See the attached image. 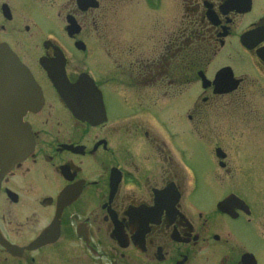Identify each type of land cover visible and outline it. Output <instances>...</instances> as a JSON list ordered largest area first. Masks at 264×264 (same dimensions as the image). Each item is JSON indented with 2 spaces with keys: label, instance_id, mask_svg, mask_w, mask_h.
Wrapping results in <instances>:
<instances>
[{
  "label": "flooded vegetation",
  "instance_id": "af4514ba",
  "mask_svg": "<svg viewBox=\"0 0 264 264\" xmlns=\"http://www.w3.org/2000/svg\"><path fill=\"white\" fill-rule=\"evenodd\" d=\"M104 1L84 12L70 0L68 15L81 36L100 35L103 17L138 6L130 15L143 12L145 25L127 44L118 34L54 41L32 19L51 15V0H0V54L27 69L41 105L19 119L24 74L0 73L7 139L18 145L26 123L34 143L27 159L0 162V264H264L263 180L233 169L232 124L217 126L220 98L239 97L243 85L264 91V14L256 11L264 0H181L170 32L161 20L168 0ZM57 50L71 85L84 78L97 88L75 96L73 109L45 68ZM234 54L260 78L237 77ZM221 72L228 87L239 81L236 90L216 92ZM117 104L126 113L114 118ZM251 108L247 161L264 157V111ZM195 145L207 151L201 164Z\"/></svg>",
  "mask_w": 264,
  "mask_h": 264
},
{
  "label": "rangeland",
  "instance_id": "374dc122",
  "mask_svg": "<svg viewBox=\"0 0 264 264\" xmlns=\"http://www.w3.org/2000/svg\"><path fill=\"white\" fill-rule=\"evenodd\" d=\"M69 3L70 0H51V15L47 14L45 16H34L32 19L34 23L38 25L45 34H47V32L51 29V36L56 41L63 42V37L65 34L63 28L66 26V16L69 13ZM183 3L184 2H181V0H168V11L163 14L164 19L153 16L152 23L161 19L163 20V23H166L167 31H173L177 23L181 19L182 11L184 10ZM107 4H109L107 0L104 1V5L106 6ZM262 4L264 3H260L256 8L258 14H264V5ZM133 9H138V6L135 8L127 7L125 9V14L121 15L120 17H103L101 19L100 25V28L102 27V34L100 33V35H97L92 28H89V31L84 33L82 36L80 34L79 38H81L83 41L85 40L91 43L97 42L99 40L112 42L113 40H115V35L118 34L120 36V40L127 44L130 39L132 40V35H138L139 28H144V22L146 21V17L144 16L143 12H141V14L140 12L135 13L136 17H132L130 15V12ZM88 22L89 24L91 23V18L88 19ZM235 55L236 54L232 56L234 62V64L232 65L237 68V77H245L249 80L260 78L258 76L260 72L255 70V67L249 62L248 59H234ZM230 56L231 54H229V57ZM228 61L231 60L229 59ZM94 62L95 61H93L92 64H94ZM222 65H224V63L220 64L219 61H215L213 67L217 68L218 66ZM243 74H248V76ZM241 89L243 91L248 89V91L245 92L246 95H243L245 93L241 92L238 94L239 97H236V92L229 97H223L219 99V105L224 109L221 112L226 113L221 114V112L217 110V126L221 127L224 130L226 121L230 120L229 122L232 124V129L234 132L233 137L237 139L231 141V143L226 144L227 146L225 148H228L231 153V164L233 169L239 171L241 175H249L248 178H254L253 180L256 183H260L263 180L262 185L264 186V157L255 156L252 161H247L245 153L243 152V148H245L243 144H245L246 142L245 137H247V132L253 133V128L257 126V124L256 126H254L253 124L248 125L249 127H247L246 125V118L250 116L249 113L251 111H254L252 108L250 109V106L260 107L261 110L264 111V91L262 92L258 89L254 90L253 88L250 89L248 87H245L244 85ZM232 98L235 102H232ZM176 107L177 105L167 107L169 117L172 116L170 114V112H173L172 109H175ZM125 113L126 110L124 109L122 104H117L115 106V111L112 110V115L114 118H118ZM190 152L193 159L199 164L202 163V161L205 159V155L207 154L206 149L201 145H195L190 150Z\"/></svg>",
  "mask_w": 264,
  "mask_h": 264
},
{
  "label": "water",
  "instance_id": "95a60500",
  "mask_svg": "<svg viewBox=\"0 0 264 264\" xmlns=\"http://www.w3.org/2000/svg\"><path fill=\"white\" fill-rule=\"evenodd\" d=\"M78 4H79V6L80 7H82V6H84V4H85V0H78ZM69 22L72 24V26H70L69 28H68V31H69V33H70V35H73V34H75V33H79L80 32V28L79 27H77L73 22H72V20H70L69 19ZM58 77H59V74H58V72H51V78L53 79V80H55V81H57L56 79H58ZM25 101H27V100H25ZM26 132L28 133V131L26 130ZM28 136V135H27ZM28 147V142H26V139H25V142H24V152H23V156L20 158V159H23V158H25L26 157V148Z\"/></svg>",
  "mask_w": 264,
  "mask_h": 264
}]
</instances>
